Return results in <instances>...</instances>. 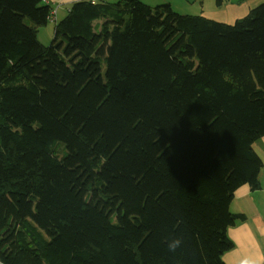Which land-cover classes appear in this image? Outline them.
Wrapping results in <instances>:
<instances>
[{"label":"trees","instance_id":"16d2710c","mask_svg":"<svg viewBox=\"0 0 264 264\" xmlns=\"http://www.w3.org/2000/svg\"><path fill=\"white\" fill-rule=\"evenodd\" d=\"M52 9L0 0V264H225L264 170V2L77 0L46 46Z\"/></svg>","mask_w":264,"mask_h":264},{"label":"crops","instance_id":"0c3cea01","mask_svg":"<svg viewBox=\"0 0 264 264\" xmlns=\"http://www.w3.org/2000/svg\"><path fill=\"white\" fill-rule=\"evenodd\" d=\"M44 1L47 4H58L55 8L58 14L57 20H59L66 14L71 4L77 0H58L60 3L54 2L57 0ZM106 1L115 2L117 0ZM142 1L151 4V1L158 0ZM237 1L239 0H228L221 5L218 4L212 15H208L203 8L198 14L218 21L232 23L235 19L246 15L253 7L264 2V0H243L239 3ZM216 14L220 15V19L216 18ZM255 150L264 161V137L257 142ZM229 209L232 213L244 214L245 218L226 230L233 246L223 254L224 263L239 264L240 259L250 258L259 261V264H264V170L260 174V188L252 191L248 185L240 186L234 193Z\"/></svg>","mask_w":264,"mask_h":264},{"label":"rangeland","instance_id":"374dc122","mask_svg":"<svg viewBox=\"0 0 264 264\" xmlns=\"http://www.w3.org/2000/svg\"><path fill=\"white\" fill-rule=\"evenodd\" d=\"M139 1L144 2L142 0ZM226 1L228 0H158V1H151V4L148 3L146 4L150 6L169 4L171 9L179 14H198L201 8H203V10H205V12L208 15H212L214 13L213 10L218 7V4L221 5ZM54 2L60 3V1L58 0ZM50 6L53 9H55V7L58 6V4L51 3ZM215 16L216 18L220 19L219 14H216ZM53 33H54V22L49 20L46 25L38 28L37 39L41 44L48 46L52 42L54 36Z\"/></svg>","mask_w":264,"mask_h":264},{"label":"clouds","instance_id":"9594fccd","mask_svg":"<svg viewBox=\"0 0 264 264\" xmlns=\"http://www.w3.org/2000/svg\"><path fill=\"white\" fill-rule=\"evenodd\" d=\"M180 244L181 240L179 238L173 239L168 243V248L170 251H175ZM239 264H259V261L250 258H242L240 259Z\"/></svg>","mask_w":264,"mask_h":264},{"label":"built area","instance_id":"2783aa9c","mask_svg":"<svg viewBox=\"0 0 264 264\" xmlns=\"http://www.w3.org/2000/svg\"><path fill=\"white\" fill-rule=\"evenodd\" d=\"M92 3L97 2L98 0H90ZM49 20L56 22L57 21V9H52L49 15Z\"/></svg>","mask_w":264,"mask_h":264}]
</instances>
